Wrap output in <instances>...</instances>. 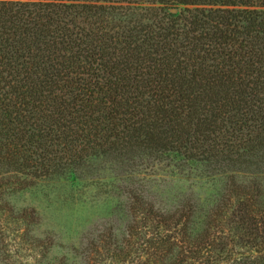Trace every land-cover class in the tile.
<instances>
[{"label": "trees", "instance_id": "trees-1", "mask_svg": "<svg viewBox=\"0 0 264 264\" xmlns=\"http://www.w3.org/2000/svg\"><path fill=\"white\" fill-rule=\"evenodd\" d=\"M53 179L110 204L27 264H264V0H0V204Z\"/></svg>", "mask_w": 264, "mask_h": 264}, {"label": "rangeland", "instance_id": "rangeland-1", "mask_svg": "<svg viewBox=\"0 0 264 264\" xmlns=\"http://www.w3.org/2000/svg\"><path fill=\"white\" fill-rule=\"evenodd\" d=\"M184 184V181L172 180L167 183L166 188L170 195H174L184 191ZM79 188L76 182L70 179L38 180L34 186L6 196L10 204H0L2 209L7 210L6 220L3 221L7 229L6 233L0 232V250L7 249L11 264H27L29 259L25 251V239H22L23 230L27 227V217L14 221V214L10 211L27 208L38 212L39 222L36 221L31 226L34 233L41 234L46 228L56 232L64 231L71 237L69 240L65 238L66 241L76 240L81 230L83 232L105 220L110 204L103 193L105 190L90 188L81 191ZM197 190L203 191L204 188L199 187ZM2 262L0 257V264Z\"/></svg>", "mask_w": 264, "mask_h": 264}]
</instances>
